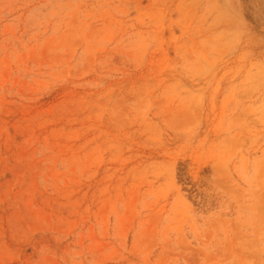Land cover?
I'll return each instance as SVG.
<instances>
[{"label":"rangeland","instance_id":"obj_1","mask_svg":"<svg viewBox=\"0 0 264 264\" xmlns=\"http://www.w3.org/2000/svg\"><path fill=\"white\" fill-rule=\"evenodd\" d=\"M0 264H264V0H0Z\"/></svg>","mask_w":264,"mask_h":264}]
</instances>
